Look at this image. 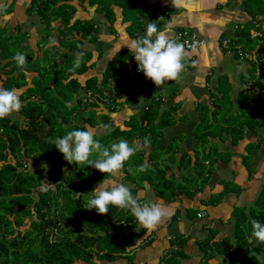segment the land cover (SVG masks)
Returning <instances> with one entry per match:
<instances>
[{
    "label": "crops",
    "instance_id": "obj_1",
    "mask_svg": "<svg viewBox=\"0 0 264 264\" xmlns=\"http://www.w3.org/2000/svg\"><path fill=\"white\" fill-rule=\"evenodd\" d=\"M120 1L128 8L125 11L112 3L110 21L97 11V4L73 0L77 12L72 21L95 20L98 30L96 39L72 51L61 43L60 19L46 31L35 0H6V11L0 13V86L6 88L8 78H14L8 77L7 70L17 52L27 51L25 56L34 59L35 70L38 66L50 70L52 65L66 66L67 56L74 55L76 61L88 51L91 57L83 58L79 66L84 65L86 71L71 76L80 83L72 92L73 106L85 94L89 78L97 77L101 84L107 68L115 67L107 87L117 81L121 84L122 96L117 99L121 103L113 110L105 105L93 107L98 108L96 120L101 123V117L107 116L108 122L92 129L97 134L129 129L130 120H141L151 107V114L156 112L158 118L146 136L150 144L143 145L144 135L134 138L131 145H141L134 155L136 161L153 168L157 162L164 169L169 167L165 177L175 183L162 197L147 180L144 184L127 180L124 168L117 176L107 174L105 180L117 183L121 179L141 204L158 200L174 214L155 231L140 224L123 228L120 233L143 232L138 243L113 260L101 259L96 264H200L208 245L216 252L209 263L223 264L224 253L235 252L225 239L234 235L237 210L241 207L250 216L264 189V15H260L264 12L257 13L262 18L259 23L251 14L256 12L255 0H183L178 8L171 0ZM149 21H157L158 28L170 26L172 38L187 31L202 40L192 49L185 47L189 53L186 70L162 88L151 79L133 83L138 65L124 45L127 39L143 35ZM253 28L262 36L249 44L242 33ZM45 38L48 44L50 39L58 41V46L45 45ZM239 46L245 48L247 58L237 50ZM25 71L23 85L15 87L22 107L8 116L15 120L22 119L21 110L29 100L39 98L29 94L38 73ZM255 99L263 102L261 107L253 105ZM166 115L170 122H162Z\"/></svg>",
    "mask_w": 264,
    "mask_h": 264
},
{
    "label": "trees",
    "instance_id": "obj_2",
    "mask_svg": "<svg viewBox=\"0 0 264 264\" xmlns=\"http://www.w3.org/2000/svg\"><path fill=\"white\" fill-rule=\"evenodd\" d=\"M68 1L35 0V7L37 6L46 21V31L52 30L53 21L57 19L62 21L59 30L61 43L74 51L82 47L85 41L96 39L98 29L95 20L72 21L77 9ZM89 2L91 6L97 4V11L105 13L110 21L112 3L122 5L125 11L128 8V4L120 0H89ZM262 9L264 10V6ZM251 14L259 15L256 12ZM257 18L260 23L262 18L259 16ZM258 22L256 28L259 26ZM256 28L245 35L242 33V37L247 38L249 44L254 38L262 36V32ZM255 31L258 33L254 34ZM240 47L244 51L245 48ZM90 57L91 54L84 51L81 62L83 58L85 60ZM74 62V55H70L66 59L67 65L59 69L57 65H52L50 71L38 66L39 70L43 69L41 73L34 69L35 66L28 67L26 64L25 70H34L38 73L29 94L31 97L39 96L41 101L33 98L29 100L21 110L22 119L13 120L8 117L0 119V162H2L0 264H96L97 260H113L119 253L127 252L138 243L143 234V232L120 233L123 228L139 224L128 209L109 205L107 214H99L95 208L86 209L89 199L94 196L91 191L99 186L107 173L98 175L101 172L91 165L67 162L52 143L56 137H62L68 131L85 130L86 127L95 129L99 128L100 124H106L108 117L102 116V121L99 123L94 113L98 108L93 109V107L105 105L106 108L113 110L116 108L115 105L121 103L117 101L122 96L121 84L117 81L114 86L107 87L113 75V72H110L115 68L110 67L107 68L101 84H98L97 77L89 78L84 93L91 91L101 97H109L114 105L100 98H96L94 102L84 101V94L71 108L67 107L68 102L73 100L72 92L80 86L78 79L71 76L75 73H83L87 69L83 67L84 65L74 67ZM9 67L8 73L17 74V71L22 69L17 67L13 56L9 61ZM50 73H55L65 80L62 83L63 88L61 87L65 89L64 92L59 91L58 86H54L56 89L50 88L51 82H48ZM113 79L116 80L117 77ZM21 85H23L22 81L16 82V86ZM54 90L56 93L53 92ZM107 90L109 93L106 92ZM34 101L37 103L31 104ZM259 104L261 107L263 102L253 100L254 106ZM151 112L153 111L149 107L141 120L133 117L129 129L116 128L103 134L96 132L95 138L106 147L120 139L128 141L131 145L134 138L139 135L146 137L149 134L152 129L150 125H153L158 118L156 112L153 114ZM61 113L65 116L57 127L55 120L61 116ZM169 117L166 115L161 119L162 122L164 119L170 122ZM17 154L23 155L24 158L18 160ZM90 159L94 160L96 156ZM142 164H144L142 161H136L135 155L124 163L127 180L132 182L137 180L139 184H144L147 180L151 187L155 185L159 196L165 197V191L175 183L165 177L169 167L164 169L157 162L154 168L149 165L146 172H137L136 169ZM41 180L51 185L47 191L40 190ZM21 193L25 195L19 196ZM237 211L234 235L225 239L226 243L233 245L235 252L224 253L226 256L223 264H264V244L255 241L251 234L252 220L264 224V189L256 200L250 216L241 207ZM34 216L38 219L28 220L29 217ZM57 234L58 239L55 238ZM208 246L203 250L204 259L200 264H210L209 260L215 256V250Z\"/></svg>",
    "mask_w": 264,
    "mask_h": 264
},
{
    "label": "clouds",
    "instance_id": "obj_3",
    "mask_svg": "<svg viewBox=\"0 0 264 264\" xmlns=\"http://www.w3.org/2000/svg\"><path fill=\"white\" fill-rule=\"evenodd\" d=\"M171 3L175 8H178L182 6L183 0H171ZM6 7V0H0V13L5 12ZM170 32V26L158 28L157 21H149L143 35L135 39L129 38L124 44L134 56L138 65L137 70L142 71L147 78L161 88L165 82L178 80L186 70L185 61L189 57L185 44L177 42L171 37ZM48 46H58V41L50 39ZM81 55L77 56L74 67L80 66ZM13 60L17 67L24 68L26 64L24 54L17 52L13 56ZM66 106L71 108V102H68ZM21 107L22 101L18 90L0 86V119L12 115ZM96 135L91 127H86L85 130L68 131L62 137H56L52 143L63 154L67 162L76 165H91L100 172L111 176L119 175L124 163L141 147L139 143L130 145L124 139L106 147L95 138ZM149 144L150 140L145 137L143 145ZM93 156H96V159H90ZM148 167L149 165L145 163L136 171L146 172ZM41 181L40 190L47 191L51 185L49 182ZM91 192L94 193V196L89 199L86 209L95 208L99 214H107L109 205L128 209L136 221L147 231L157 230L158 226L169 220L174 214L170 206L158 200L141 204L124 183L103 179L99 186ZM251 228L254 240L264 244V224L258 220H252Z\"/></svg>",
    "mask_w": 264,
    "mask_h": 264
},
{
    "label": "rangeland",
    "instance_id": "obj_4",
    "mask_svg": "<svg viewBox=\"0 0 264 264\" xmlns=\"http://www.w3.org/2000/svg\"><path fill=\"white\" fill-rule=\"evenodd\" d=\"M252 2V0H249V3H251ZM68 3L69 4H71V5H74L73 4V0H69L68 1ZM254 5H255V7H256V13H259V12H261V10L259 9V7L261 8V7H263L264 6V0H255L254 2ZM135 10V9H134ZM263 12H264V10H262ZM133 14L136 12V11H131ZM44 44L45 45H47L48 44V42H47V38H45V40H44ZM11 48H12V50H14V45H12L11 46ZM25 54H28V52L26 51V52H24ZM24 54V55H25ZM38 61H42L40 58H38L37 59ZM38 61L36 62V64H39L38 63ZM26 64L28 65V67H30V66H34V59H33V61H32V58H29L28 59V57L26 56ZM26 64H25V66H26ZM37 70L41 73V72H43L42 70L43 69H38V67H37ZM44 70H46V69H44ZM48 71H50V70H48ZM51 74V76H50V79H48V82H51L50 83V85H51V89H56V88H54V86H58V90L59 91H61V92H64V90L65 89H61V87L63 88V86H62V83H64L65 82V80L64 79H62V78H60V76L59 75H57V74H55V73H50ZM12 75H14V78H10L8 81H7V84H6V88H15L16 87V82H19V81H22V80H24V78L27 76V73H26V71H25V69L24 68H22V69H20L19 71H17V74H16V72L15 73H10L9 74V76L8 77H10V76H12ZM60 79H62V80H60ZM54 80H55V82H54ZM53 92H55L56 93V91L54 90ZM49 97H51V96H49ZM48 97V98H49ZM51 98H55L54 96L53 97H51ZM36 101H41V99H37ZM36 101H34V102H32L31 104H36L37 102ZM52 101H54V100H52ZM67 113L69 112V109H68V111H66ZM65 115L63 114V113H61V116L58 118V119H56L55 121L57 122L56 123V126L58 127L59 126V123H61V120H62V118L64 117ZM13 120H15V119H13ZM16 153H18V152H16ZM20 154V153H19ZM17 158H18V160H22L24 157H23V155H18L17 154ZM2 165V162H0V166ZM37 168V167H36ZM97 170V169H96ZM103 173L101 172V173H99L98 175H102ZM117 180V179H116ZM123 181L121 180V179H118L117 180V183H122ZM91 190H89V192H90ZM36 194V193H35ZM90 194V193H89ZM88 194V195H89ZM22 195H25V193H21V194H19V196H22ZM37 195V194H36ZM61 206V205H60ZM61 208V207H60ZM32 218H36V216H34V217H29L28 218V220H30V219H32ZM36 219H38V218H36ZM22 228H24V227H22ZM55 238L56 239H58V234L55 236ZM177 241V240H176ZM135 250L133 249V252H134Z\"/></svg>",
    "mask_w": 264,
    "mask_h": 264
},
{
    "label": "built area",
    "instance_id": "obj_5",
    "mask_svg": "<svg viewBox=\"0 0 264 264\" xmlns=\"http://www.w3.org/2000/svg\"><path fill=\"white\" fill-rule=\"evenodd\" d=\"M174 39L184 43L187 49H192L202 42L199 37H197L196 35H190L187 31L178 32ZM137 69L138 66L135 70V80L133 81V83L136 85L142 83L146 79H149L144 75L142 71H138ZM96 98H100L101 100H104V102L111 103L109 97H101L99 94L92 93L91 91H88L84 95V101L94 102L96 101Z\"/></svg>",
    "mask_w": 264,
    "mask_h": 264
},
{
    "label": "bare ground",
    "instance_id": "obj_6",
    "mask_svg": "<svg viewBox=\"0 0 264 264\" xmlns=\"http://www.w3.org/2000/svg\"><path fill=\"white\" fill-rule=\"evenodd\" d=\"M258 32H255L254 34H257ZM228 46H230V45H228ZM237 50L239 51V52H242L243 54H244V57L247 55V52H244L243 50H242V48L239 46L238 48H237ZM240 54V53H239ZM242 56V55H241ZM252 56V55H251ZM250 57V56H249ZM246 58H247V56H246ZM243 59V58H242ZM250 60V59H249ZM202 214L200 213L199 214V216H201ZM165 264H167V263H165Z\"/></svg>",
    "mask_w": 264,
    "mask_h": 264
}]
</instances>
